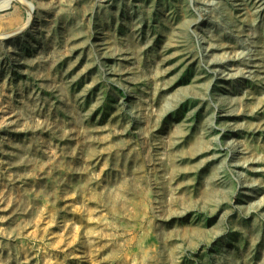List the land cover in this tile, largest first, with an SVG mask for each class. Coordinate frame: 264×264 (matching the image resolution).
<instances>
[{"label":"rangeland","instance_id":"obj_1","mask_svg":"<svg viewBox=\"0 0 264 264\" xmlns=\"http://www.w3.org/2000/svg\"><path fill=\"white\" fill-rule=\"evenodd\" d=\"M0 264H264V0H0Z\"/></svg>","mask_w":264,"mask_h":264},{"label":"bare ground","instance_id":"obj_2","mask_svg":"<svg viewBox=\"0 0 264 264\" xmlns=\"http://www.w3.org/2000/svg\"><path fill=\"white\" fill-rule=\"evenodd\" d=\"M216 1V0H215ZM219 3V2H218ZM213 4V3H212ZM216 5V4H215ZM261 6V5H260ZM248 10V9H247ZM253 11H254V9H253ZM249 15V14H248ZM248 17V16H247ZM251 17V16H250ZM189 22V21H188ZM193 23V22H192ZM257 64V63H256ZM253 69V68H252ZM208 71V70H207ZM111 73V72H110ZM223 74V73H222ZM231 74V73H230ZM252 75V74H251ZM226 77V76H225ZM110 80H111V78H109ZM189 86V85H188ZM192 87V86H191ZM207 89V88H206ZM212 121V120H211ZM187 123V122H186ZM185 123V124H186ZM215 137V136H214ZM214 153V152H213ZM220 153V152H219ZM223 153V152H222Z\"/></svg>","mask_w":264,"mask_h":264}]
</instances>
